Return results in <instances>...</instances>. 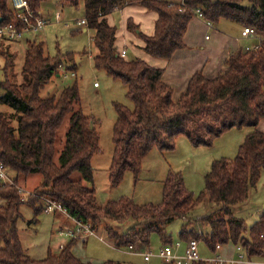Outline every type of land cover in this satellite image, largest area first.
<instances>
[{"label":"trees","instance_id":"1","mask_svg":"<svg viewBox=\"0 0 264 264\" xmlns=\"http://www.w3.org/2000/svg\"><path fill=\"white\" fill-rule=\"evenodd\" d=\"M26 1L37 15L48 0ZM63 1L78 6V0ZM82 2L86 27L92 31L96 50L92 58L94 68L119 80L126 87L125 96L133 107L113 104L116 113L113 156L107 170L112 187L119 186L126 171L136 178L151 149L160 153L173 151L179 136L193 147H211L215 139L231 129L248 128L251 132L233 160L219 159L212 163L204 176V189L197 196L185 188L180 173L168 172L158 205H137L128 197L100 205L95 197V170L91 165L93 156L100 152L97 122L79 108L77 83L64 88L57 97H40L41 90L62 68L63 60L71 62L67 69L75 75V54L45 56L43 43L28 41L21 82L8 79L0 82L4 91L0 104L14 112L10 117L0 113V161L5 171L15 174L11 183L0 182V200L4 202L0 206V264H92L74 255L73 248L78 242L75 239H69L57 253L47 250L42 259H33L23 249L17 230L20 208L25 204L32 209L31 223L35 225L44 212V199L59 205L72 220L90 226L94 233L104 227L107 239L116 249L133 246L140 253L147 251L152 234L158 236L162 246L173 245L167 234L168 225L186 220L199 203L208 200L216 204L217 210L199 221L209 226L210 231L199 233L190 228L195 223L187 221L180 228L179 240L186 244L192 240L203 242L212 252L216 245L231 243L240 245L248 257L263 256L264 212L247 227L244 220L234 216L232 208L247 200L249 190L256 186L264 170V133L256 130L264 120V39L258 48L231 54L217 77L208 78L200 72L192 75L186 91L173 101L172 89L162 81L163 69L153 68L138 58L119 57L117 30L109 18L112 12L134 4L155 13L152 35L137 33L143 43L141 50L155 59L169 61L184 47L183 36L195 11L211 25L225 20L264 34V0ZM0 17L1 25L14 22L8 0H0ZM21 26L20 30L24 28ZM126 29L130 33L138 31L130 19ZM6 60L5 71L10 66ZM10 119L17 121L16 128L11 126ZM66 121L62 142L60 133ZM76 173L80 178L72 179ZM33 174H39L41 182L34 193L22 198L19 181Z\"/></svg>","mask_w":264,"mask_h":264},{"label":"rangeland","instance_id":"2","mask_svg":"<svg viewBox=\"0 0 264 264\" xmlns=\"http://www.w3.org/2000/svg\"><path fill=\"white\" fill-rule=\"evenodd\" d=\"M132 9L142 10L146 15H149V12L142 9L140 5L134 4L112 12L109 18L111 26H114L118 32L120 45L122 43H125L124 45L129 44L126 23L129 19L135 23L132 16L137 19L138 15V13L133 15ZM41 15L46 21V25L41 30L23 33L18 43H0V82L6 79L13 83L21 82L20 73L28 41L43 43L45 56L75 54L76 72L74 77L71 76L72 72L67 69L71 66V62L63 60L62 68L41 90L40 97H57L64 88L77 83L80 96L79 108L85 116L95 119L97 122L96 129L99 133L100 152L95 154L91 160V165L95 170L93 185L98 204L104 205L109 201L128 197L137 205H158L162 199L163 180L168 172L180 173L185 188L197 196L204 189V176L210 171L212 163L219 159L231 161L235 158L238 147L249 134L247 133L248 130L250 131L248 128L231 129L223 133L213 141L211 147H193L185 137L179 136L175 141L173 151L160 153L155 148L151 149L142 160L141 169L136 178L131 171H126L119 186L112 187L109 184L107 170L111 165L113 156L112 129L116 120L113 104L120 103L129 109H133L132 103L125 96L126 87L119 80L108 77L104 71L94 68L92 58L96 50L92 42V31L80 23L81 20H84L82 0H78L77 7L65 3L63 0H48L41 7ZM138 32H140L139 28ZM141 33L146 35L144 32ZM127 50V59L136 58L133 57L129 47ZM82 52L84 53L80 54ZM6 58L9 61L12 60L7 71H5ZM94 83L97 84V87H94ZM3 94L4 91L0 89V96ZM0 113L10 117L14 112L9 107L0 104ZM10 122L11 126L16 128L17 121L10 119ZM67 126L68 121L65 122L60 133L62 142ZM60 147L61 145L58 146V149ZM6 176L9 182L4 183L8 184L12 182V177H15V174L6 171ZM78 178L80 176L77 173L72 176V179ZM40 182L41 176L39 174L21 179L18 188L22 198L34 193ZM3 205L4 202L0 200V206ZM216 210V204L204 200L187 215L186 220H175L168 225L167 234L171 237L172 243H180V246L174 249V254L177 257L175 264H183L186 251V243L178 238L182 224L193 221L195 224L190 227L191 229L199 233H208L210 231L209 226L202 225L199 220L211 215ZM232 210L234 216L244 220L247 227L258 220L264 212V170L261 172L256 186L249 190L247 200L234 206ZM20 214L21 217L17 221L19 240L23 249L33 259H42L48 248L53 249L69 241L68 237L59 235L58 232L65 229L58 230V227L61 226L59 219L67 217L66 214L56 213L60 215L57 219L53 213H42L37 217V226L31 223L33 211L28 205L23 204L21 206ZM64 222L67 221L64 220ZM104 229V227L100 228L94 235L86 237L87 241L84 245L81 241L86 240V238L75 239L78 242L73 248V253L79 260L92 264H101L106 261L145 264L139 250L116 249L114 246H110L107 241L101 240L99 236L106 234L103 232ZM161 246L162 243L158 236L152 234L146 250L152 254H157ZM198 252L203 259H210L215 255V252L210 251L203 242H198ZM220 253L225 258L237 260L235 245L231 243L224 245ZM255 260L263 263L264 257H258ZM152 262L161 264V260L155 258H152Z\"/></svg>","mask_w":264,"mask_h":264},{"label":"crops","instance_id":"3","mask_svg":"<svg viewBox=\"0 0 264 264\" xmlns=\"http://www.w3.org/2000/svg\"><path fill=\"white\" fill-rule=\"evenodd\" d=\"M164 1L170 3L182 2V0ZM131 13L133 15L134 13H138L137 19L134 16L132 17L134 18L136 26H138L140 32H144L147 36L152 35L154 22L157 18L156 14L149 12V15H146L139 9H132ZM242 30L243 27L241 25L233 22L221 20L217 25H211L202 18H198L194 15L183 36L184 47L177 50L169 61L155 59L144 53L141 50L143 43L136 36L138 31L134 34L127 32L129 41V44L127 45L132 51L134 55L133 57L145 61L153 68L163 69L162 81L172 89V100L176 101L186 91L187 84L192 75L200 72L205 77L215 78L223 70L224 63L231 54L246 48L254 49L258 47L264 39V34L242 37ZM119 43L117 32V49L118 51L122 49L125 50L127 59L128 47L127 45H124L125 43H122L121 45ZM256 130L264 133V120H261L258 123ZM250 132L251 130H248L247 133ZM56 213L59 212H53L54 216L59 219L58 217L60 215ZM67 217L59 219L61 226L58 227V230L62 228L68 229L67 227H74V220ZM64 220L67 222H64ZM103 232L105 233L104 230ZM87 238L86 240L81 241L83 245L86 243ZM99 238L103 241H107L110 246H113V243L107 239L106 234L100 235ZM65 244L66 242L60 245ZM60 245L53 249L48 248L47 250H50L52 253H57L60 251Z\"/></svg>","mask_w":264,"mask_h":264},{"label":"built area","instance_id":"4","mask_svg":"<svg viewBox=\"0 0 264 264\" xmlns=\"http://www.w3.org/2000/svg\"><path fill=\"white\" fill-rule=\"evenodd\" d=\"M8 1L10 8L14 14V22L1 25V21H0V43L17 42L22 37L23 33L31 30L32 31L41 30L46 25V21L42 18L41 13L35 15L30 10L28 2L26 0H8ZM194 15L198 18H201V14L199 11H195ZM80 23L86 25L85 20H81ZM19 25H22L21 27L24 28L20 30L18 28ZM241 36L242 37L256 36V33L251 28H243ZM245 50H250V48H246ZM117 52L120 58H124V59L126 58L125 50L122 49ZM71 76L74 77V74H72ZM94 86H97V84L95 83ZM0 181L3 183L6 181L9 182L6 176L5 168L1 163V161H0ZM43 201H44L43 206L45 213L59 212L62 214H66L65 211L59 205H56L53 202L46 199H44ZM58 232L59 235H64L68 237V239H82L90 235H94V232L91 231L90 226L76 221H74L73 228L64 229L63 231H58ZM261 238H264V235H261ZM62 246L63 245H60V248H62ZM179 246L180 243L176 242L173 245L161 246L157 254H152L147 250L143 253H140V255L142 256L145 264H154V262H152V258L161 260L162 264H168V263L175 264L177 257L174 254V249L178 248ZM223 246L224 245H216L215 255L210 259H203L200 257L198 252V242L192 240L186 244V251L183 257V264H193L197 262H205L207 264H242V263L264 264V262L261 263L255 260L258 257H248L246 251L240 245H235L237 260H232L231 258L230 259L225 258L220 253L223 249ZM128 250L137 251L133 246H130ZM261 257H264V255Z\"/></svg>","mask_w":264,"mask_h":264},{"label":"water","instance_id":"5","mask_svg":"<svg viewBox=\"0 0 264 264\" xmlns=\"http://www.w3.org/2000/svg\"><path fill=\"white\" fill-rule=\"evenodd\" d=\"M0 21H1V19H0ZM90 127H91V128L93 127L92 124H90Z\"/></svg>","mask_w":264,"mask_h":264}]
</instances>
